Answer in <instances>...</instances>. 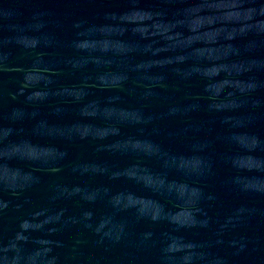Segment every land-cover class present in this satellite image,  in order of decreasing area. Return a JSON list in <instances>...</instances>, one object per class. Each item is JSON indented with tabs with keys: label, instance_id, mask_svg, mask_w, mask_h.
I'll list each match as a JSON object with an SVG mask.
<instances>
[{
	"label": "water",
	"instance_id": "obj_1",
	"mask_svg": "<svg viewBox=\"0 0 264 264\" xmlns=\"http://www.w3.org/2000/svg\"><path fill=\"white\" fill-rule=\"evenodd\" d=\"M0 264H264V0H0Z\"/></svg>",
	"mask_w": 264,
	"mask_h": 264
}]
</instances>
